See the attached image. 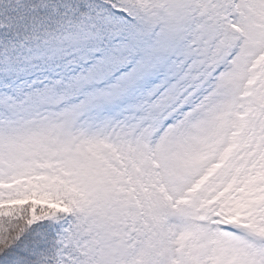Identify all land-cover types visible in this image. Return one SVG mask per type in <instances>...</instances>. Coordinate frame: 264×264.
<instances>
[{
    "label": "snow or ice",
    "instance_id": "obj_1",
    "mask_svg": "<svg viewBox=\"0 0 264 264\" xmlns=\"http://www.w3.org/2000/svg\"><path fill=\"white\" fill-rule=\"evenodd\" d=\"M0 264H264V0H0Z\"/></svg>",
    "mask_w": 264,
    "mask_h": 264
}]
</instances>
